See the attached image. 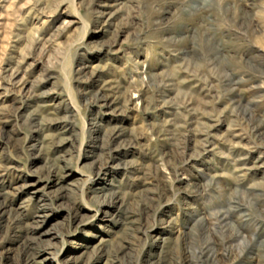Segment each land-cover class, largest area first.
Wrapping results in <instances>:
<instances>
[{
	"label": "rangeland",
	"instance_id": "obj_1",
	"mask_svg": "<svg viewBox=\"0 0 264 264\" xmlns=\"http://www.w3.org/2000/svg\"><path fill=\"white\" fill-rule=\"evenodd\" d=\"M181 254L264 264V0H0V264Z\"/></svg>",
	"mask_w": 264,
	"mask_h": 264
},
{
	"label": "bare ground",
	"instance_id": "obj_2",
	"mask_svg": "<svg viewBox=\"0 0 264 264\" xmlns=\"http://www.w3.org/2000/svg\"><path fill=\"white\" fill-rule=\"evenodd\" d=\"M15 72H17V71H15ZM23 72V71H22ZM18 76V75H17ZM228 76V75H227ZM15 77V76H14ZM13 79V78H12ZM108 91V90H107ZM30 96V95H29ZM33 96V95H32ZM108 96L109 95H107V94H96V95H94L93 96V100L94 101H103L104 102V104H106V105H108ZM112 102V101H111ZM119 103V102H118ZM164 104H166V102H164ZM190 102H186V104H185V108H187V107H189L190 106ZM107 107V106H106ZM116 111V110H115ZM263 129V127L261 126V125H257L256 126V130H258V131H261ZM157 133H160V134H162V130H158V131H156ZM122 133H123V131L122 130H120V128L119 127H117V126H115V127H113V129L110 131V134H109V137L111 138V139H115V138H118V137H120L121 135H122ZM111 141V140H110ZM111 145V144H110ZM121 146H128V143H125L124 145H121ZM106 148V147H105ZM119 148V147H118ZM122 148V147H121ZM121 148H119V149H121ZM110 159V158H109ZM54 163H55V161H54ZM105 163L103 162V164H101V167L104 165ZM54 165V164H53ZM58 168V167H57ZM116 196V195H115ZM115 196H112L111 197V201L112 202H115L114 201V199H116L115 198ZM117 197V196H116ZM119 197V196H118ZM119 198H121V197H119ZM118 198V199H119ZM117 200V199H116ZM123 202V200H121V203ZM103 204H106V201H104V203ZM2 208V207H1ZM2 210V209H1ZM129 212V211H128ZM222 215H228V212L227 211H225ZM223 217V216H222ZM217 219H219V218H217ZM255 222V221H254ZM241 231V230H240ZM239 231V229H238V231H235L234 233H232V234H230L228 237H226V238H224L223 239V241H224V244H226V243H228V242H232V241H234V240H237L239 237H242L243 235L241 234L242 233V231L240 232ZM244 233V232H243ZM60 235V233L59 232H55L54 233V236H59ZM221 245H223V244H221ZM227 246V245H226ZM183 249V248H182ZM203 252V251H202ZM209 252V251H208ZM187 257V256H186ZM183 260H185V256H183L182 254H181V256H180V260L179 261H177L176 263L177 264H182V262H183ZM161 262V261H160Z\"/></svg>",
	"mask_w": 264,
	"mask_h": 264
}]
</instances>
